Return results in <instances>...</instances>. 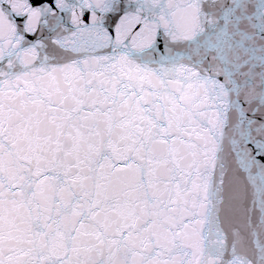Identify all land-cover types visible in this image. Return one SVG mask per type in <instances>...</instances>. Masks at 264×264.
<instances>
[{"label":"snow or ice","instance_id":"6c2138e0","mask_svg":"<svg viewBox=\"0 0 264 264\" xmlns=\"http://www.w3.org/2000/svg\"><path fill=\"white\" fill-rule=\"evenodd\" d=\"M0 264H264V0H0Z\"/></svg>","mask_w":264,"mask_h":264}]
</instances>
